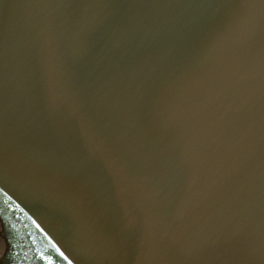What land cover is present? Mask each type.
Returning a JSON list of instances; mask_svg holds the SVG:
<instances>
[{
    "label": "water",
    "instance_id": "water-1",
    "mask_svg": "<svg viewBox=\"0 0 264 264\" xmlns=\"http://www.w3.org/2000/svg\"><path fill=\"white\" fill-rule=\"evenodd\" d=\"M0 189V264H264V0H0Z\"/></svg>",
    "mask_w": 264,
    "mask_h": 264
},
{
    "label": "rangeland",
    "instance_id": "rangeland-1",
    "mask_svg": "<svg viewBox=\"0 0 264 264\" xmlns=\"http://www.w3.org/2000/svg\"><path fill=\"white\" fill-rule=\"evenodd\" d=\"M5 234H6V230L4 227H1V223H0V246L2 245L3 250H4V246L6 244L5 239H7V236H10L7 233V236L5 237Z\"/></svg>",
    "mask_w": 264,
    "mask_h": 264
},
{
    "label": "snow or ice",
    "instance_id": "snow-or-ice-1",
    "mask_svg": "<svg viewBox=\"0 0 264 264\" xmlns=\"http://www.w3.org/2000/svg\"><path fill=\"white\" fill-rule=\"evenodd\" d=\"M0 191H2V189H0ZM5 195H6V193H5ZM56 251L59 253V255L61 257H63L65 260H68V257L65 256L64 252L60 251L59 248H57ZM46 259H47V264H54V262H53L51 257H47ZM68 264H72L71 260H68Z\"/></svg>",
    "mask_w": 264,
    "mask_h": 264
},
{
    "label": "bare ground",
    "instance_id": "bare-ground-1",
    "mask_svg": "<svg viewBox=\"0 0 264 264\" xmlns=\"http://www.w3.org/2000/svg\"><path fill=\"white\" fill-rule=\"evenodd\" d=\"M3 248H2V245L0 246V258H1V256H2V253H3Z\"/></svg>",
    "mask_w": 264,
    "mask_h": 264
}]
</instances>
